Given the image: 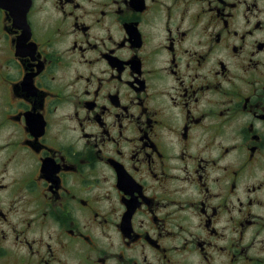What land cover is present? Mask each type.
Wrapping results in <instances>:
<instances>
[{
  "label": "flooded vegetation",
  "instance_id": "flooded-vegetation-1",
  "mask_svg": "<svg viewBox=\"0 0 264 264\" xmlns=\"http://www.w3.org/2000/svg\"><path fill=\"white\" fill-rule=\"evenodd\" d=\"M0 264H264V0H0Z\"/></svg>",
  "mask_w": 264,
  "mask_h": 264
},
{
  "label": "water",
  "instance_id": "water-1",
  "mask_svg": "<svg viewBox=\"0 0 264 264\" xmlns=\"http://www.w3.org/2000/svg\"><path fill=\"white\" fill-rule=\"evenodd\" d=\"M4 1H6V0H4ZM9 2H11V4H17L18 3V5H24V3L26 2V0H9Z\"/></svg>",
  "mask_w": 264,
  "mask_h": 264
}]
</instances>
